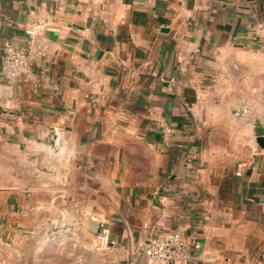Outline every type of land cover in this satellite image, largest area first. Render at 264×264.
<instances>
[{
    "label": "crops",
    "instance_id": "0c3cea01",
    "mask_svg": "<svg viewBox=\"0 0 264 264\" xmlns=\"http://www.w3.org/2000/svg\"><path fill=\"white\" fill-rule=\"evenodd\" d=\"M259 24L264 0H0V245L71 199L98 228L85 264H147L172 229L176 264H264Z\"/></svg>",
    "mask_w": 264,
    "mask_h": 264
},
{
    "label": "rangeland",
    "instance_id": "374dc122",
    "mask_svg": "<svg viewBox=\"0 0 264 264\" xmlns=\"http://www.w3.org/2000/svg\"><path fill=\"white\" fill-rule=\"evenodd\" d=\"M95 240L88 213L70 199L67 211H53L43 231L0 245V264H85Z\"/></svg>",
    "mask_w": 264,
    "mask_h": 264
},
{
    "label": "built area",
    "instance_id": "2783aa9c",
    "mask_svg": "<svg viewBox=\"0 0 264 264\" xmlns=\"http://www.w3.org/2000/svg\"><path fill=\"white\" fill-rule=\"evenodd\" d=\"M255 32L264 38V24H259ZM2 68L8 79L25 77L31 72V67L23 49L13 46L8 41L2 45ZM161 141L168 145L173 129L166 123L158 125ZM60 133L58 127L53 129L55 139ZM241 165L237 166L236 175H240ZM211 203V201L209 202ZM144 253L147 264H176L189 259L191 249L184 239L182 229H172L153 235L148 239Z\"/></svg>",
    "mask_w": 264,
    "mask_h": 264
},
{
    "label": "water",
    "instance_id": "95a60500",
    "mask_svg": "<svg viewBox=\"0 0 264 264\" xmlns=\"http://www.w3.org/2000/svg\"><path fill=\"white\" fill-rule=\"evenodd\" d=\"M256 136H257V143L264 148V132L261 129L256 130ZM95 225V224H94ZM97 226L95 225V233H97ZM148 245V242H146V246Z\"/></svg>",
    "mask_w": 264,
    "mask_h": 264
}]
</instances>
